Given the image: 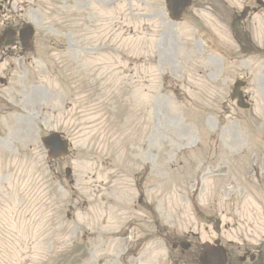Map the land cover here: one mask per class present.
<instances>
[{"label": "rangeland", "instance_id": "rangeland-1", "mask_svg": "<svg viewBox=\"0 0 264 264\" xmlns=\"http://www.w3.org/2000/svg\"><path fill=\"white\" fill-rule=\"evenodd\" d=\"M256 1L174 24L165 0H0V31L36 30L0 50V264H198L216 240L264 264V9L239 17ZM53 132L69 158L48 160Z\"/></svg>", "mask_w": 264, "mask_h": 264}, {"label": "water", "instance_id": "water-1", "mask_svg": "<svg viewBox=\"0 0 264 264\" xmlns=\"http://www.w3.org/2000/svg\"><path fill=\"white\" fill-rule=\"evenodd\" d=\"M191 2L192 0H167L172 18L174 20H179L185 9L191 5ZM259 4H262V2L259 1ZM248 11L249 10L247 9L243 17L246 16V13ZM6 36L13 38L14 36H16V33L12 29H8L4 33L3 37L0 38V44L3 43ZM33 36L34 30L30 26H27L20 31V39L24 49H29L32 46ZM242 86H244V83L238 82L236 84L233 99L239 97V106L247 108L248 105L244 104L242 94L240 93V88ZM42 142L48 150L49 157L52 160L68 156V143L64 142L59 135L53 134L47 138H44ZM70 173L71 172L68 171V176L70 175ZM182 246L185 249L189 247V245L186 244H182ZM205 249L206 251L200 259V264H227L226 251L223 248H215L213 246L206 245Z\"/></svg>", "mask_w": 264, "mask_h": 264}]
</instances>
